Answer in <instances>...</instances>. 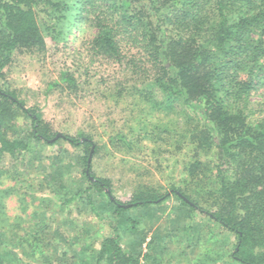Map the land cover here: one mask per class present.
Here are the masks:
<instances>
[{
	"label": "rangeland",
	"instance_id": "obj_1",
	"mask_svg": "<svg viewBox=\"0 0 264 264\" xmlns=\"http://www.w3.org/2000/svg\"><path fill=\"white\" fill-rule=\"evenodd\" d=\"M76 14L73 7L56 30L44 27L45 53L17 55L7 68L10 85L54 131L92 137L100 148L91 172L111 180L116 200L127 204L139 191L171 196L150 206L130 205L120 216L114 215L109 188L96 195L94 207L86 199L62 204L88 184L82 173L86 153L63 140L34 141L16 165L10 157L4 164L10 172L0 184L7 219L0 223V264H94L108 233L102 218L116 223L125 246L140 254L142 264H243L232 258L236 236L192 212L172 192L179 189L210 211L220 209L218 160L215 150L196 140L199 114L178 100L167 101L159 90L147 100L141 85L153 72L143 67V57L140 62L141 57L128 56L121 63L88 57L95 30ZM63 71L78 78L79 89L48 92V84ZM249 101L251 120L257 121L264 86L255 88ZM17 121L26 138L30 120L21 115ZM118 133L129 146L109 140ZM198 161L194 176L191 165Z\"/></svg>",
	"mask_w": 264,
	"mask_h": 264
},
{
	"label": "trees",
	"instance_id": "obj_2",
	"mask_svg": "<svg viewBox=\"0 0 264 264\" xmlns=\"http://www.w3.org/2000/svg\"><path fill=\"white\" fill-rule=\"evenodd\" d=\"M73 7L77 18L95 30L88 41V57L117 63L128 56L141 57V62L143 57L141 64L153 72L145 75L141 85L147 100L153 101L159 90L167 101L178 100L199 114L196 140L201 147L215 150L218 160L220 209L210 211L179 189L172 192L192 212L236 236L232 258L243 264H264V104L257 121L251 120L248 106L252 91L264 86V0H0V184L10 172L4 166L7 157L16 165L32 142L44 140L50 145L63 140L83 147L82 173L88 184L62 204L86 199L94 207L96 195L109 188L114 215L120 216L126 205L150 206L171 196L139 191L127 204L116 200L111 180L91 172L89 155L100 148L92 137L84 132L60 133L55 139L59 133L10 85L7 68L17 55L45 53L44 27L56 30ZM59 88L76 92L78 78L61 72L48 84V92ZM21 115L30 120L26 138L17 121ZM109 140L130 145L123 133ZM199 166V161L191 165L194 176ZM4 195L0 189V223L7 222ZM102 221L108 233L94 264H142L140 254L125 246L116 223L110 218Z\"/></svg>",
	"mask_w": 264,
	"mask_h": 264
},
{
	"label": "water",
	"instance_id": "obj_3",
	"mask_svg": "<svg viewBox=\"0 0 264 264\" xmlns=\"http://www.w3.org/2000/svg\"><path fill=\"white\" fill-rule=\"evenodd\" d=\"M60 133L55 137V139L56 138H58V137H60ZM93 150H94V148L92 149V151H91V153H90V155H89V159H88V163L90 164V162H91V160H92V155H93ZM126 206H129V205H126Z\"/></svg>",
	"mask_w": 264,
	"mask_h": 264
}]
</instances>
